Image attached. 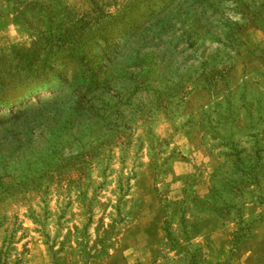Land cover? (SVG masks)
<instances>
[{
    "label": "rangeland",
    "instance_id": "1",
    "mask_svg": "<svg viewBox=\"0 0 264 264\" xmlns=\"http://www.w3.org/2000/svg\"><path fill=\"white\" fill-rule=\"evenodd\" d=\"M0 264H264V0H0Z\"/></svg>",
    "mask_w": 264,
    "mask_h": 264
}]
</instances>
